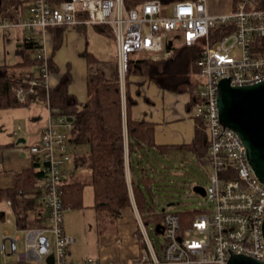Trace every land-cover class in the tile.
I'll return each mask as SVG.
<instances>
[{
    "label": "built area",
    "instance_id": "2783aa9c",
    "mask_svg": "<svg viewBox=\"0 0 264 264\" xmlns=\"http://www.w3.org/2000/svg\"><path fill=\"white\" fill-rule=\"evenodd\" d=\"M256 1L235 0L233 9L216 16L208 13L207 0L175 1L169 13L160 0H142L135 7H127L124 0H30L24 14L0 17V35L20 30L33 36L55 25L109 26L115 37L120 78L131 53H149L156 59L170 54L175 38L189 46L202 41L196 72L199 103L194 113L204 123L207 164L212 168L204 195L212 202L211 209L198 211L185 228L176 212L165 211L158 223V233L165 239L161 257L137 213L141 239L136 242L144 243L137 254L114 262L93 257L71 259L68 248L76 239L64 231L61 184L71 153L68 137L73 125L63 115L51 116L41 130L39 143L27 149L41 164L36 192L42 222L19 227L15 219V231L23 232L20 237L0 228V256L7 257L0 259V264H226L232 254L264 260V183L255 175L241 138L220 120L218 110L221 79L227 78L231 86L264 80V8L255 7ZM223 23L233 29L210 42L209 30ZM36 41L40 48L35 55L42 65L26 89L16 88L20 103L39 81L49 87V54L45 41ZM5 203L12 206L9 199ZM6 222L9 219L4 214L0 225ZM18 242L22 249H18Z\"/></svg>",
    "mask_w": 264,
    "mask_h": 264
},
{
    "label": "trees",
    "instance_id": "16d2710c",
    "mask_svg": "<svg viewBox=\"0 0 264 264\" xmlns=\"http://www.w3.org/2000/svg\"><path fill=\"white\" fill-rule=\"evenodd\" d=\"M58 3L60 0H51ZM0 13L9 18H15L16 12L11 13L8 0H0ZM3 4L5 12L3 13ZM255 7L264 8V0H257ZM8 12V13H7ZM65 25L48 26L53 29V50L61 42V34ZM111 34L112 30L107 27ZM228 24H219L209 30L210 42H215L232 30ZM19 31V42L16 44L17 61L13 65H0V108L14 107L21 104L27 105L33 96L48 102L53 115H63L71 118L73 127L69 132L68 140L71 144H85L88 154L80 158L83 165L89 169L88 180H75L61 184L62 200L64 207L81 208L83 205V188L85 185L92 187V207L98 213L100 226L107 229L116 225L123 216V210L131 206L130 191L125 173V149L127 147L129 157L142 149L154 148L159 153H168L172 148H184L191 151L195 161L207 164L205 127L202 118L195 115V134L191 143L184 145H159L154 140V125L143 120H134L130 117V106L135 103L127 86L131 76H140L154 81L160 88L178 93L187 92L190 99L187 107L192 109L199 103L195 86L192 82V73L199 69L198 60L203 49V42L198 41L194 45L179 44L171 46V53L167 57L156 59L127 57L124 84L125 117L123 115V98L121 79L116 58L108 64V71L97 68L89 70L86 76L87 99L78 101L77 97L70 93L68 86L71 81V73L66 70L59 78L58 83L46 89L43 81H39L33 92L25 96L23 103L18 101L16 88H27L28 80L34 72L39 71L42 60L37 54L40 42L32 35ZM88 64H96L99 61L88 53H84ZM47 67L49 72L54 68L53 62L48 57ZM137 90L136 92H138ZM47 94V95H46ZM42 175L38 168L37 160L33 159L30 168L23 170L14 186L0 188V202L11 199L16 214V223L19 227L39 225L42 222L40 204L26 195L34 192ZM152 176L143 173L136 182H132L131 190L138 213L144 225L158 224L165 213L154 211V204L149 202L151 193ZM22 195V198H21ZM25 196V197H24ZM26 199V200H25ZM36 208L37 211L33 213ZM182 228L187 227L198 213L197 210L176 211ZM134 236L141 239L138 226L134 230ZM140 247L144 246L141 241Z\"/></svg>",
    "mask_w": 264,
    "mask_h": 264
},
{
    "label": "crops",
    "instance_id": "0c3cea01",
    "mask_svg": "<svg viewBox=\"0 0 264 264\" xmlns=\"http://www.w3.org/2000/svg\"><path fill=\"white\" fill-rule=\"evenodd\" d=\"M29 1L30 0H8L10 6L7 7V9L11 13L16 12L17 16L19 14H24ZM141 1L142 0H124L127 7L138 6ZM160 1L164 11L169 13L171 4L179 0ZM234 5L235 0H207L208 13L216 16L230 11V9L234 8ZM4 6L3 4V13L5 12ZM0 17L6 16L0 13ZM107 27L111 29L107 25L77 24L74 26H64L60 37L61 42L55 50H53V29H49L48 27L44 32L40 31L33 34L34 38L43 39L45 41L46 52L49 54L48 57L53 62L55 68L50 71L48 88L55 86L60 76L66 70H69L71 73V81L68 86L69 92L74 94L80 102H84L87 99L86 76L88 71L92 69L94 71L97 68L108 71V64L106 62H110L115 58L117 62L115 37H113L112 33L110 34L107 31ZM99 34L101 36H106L105 38L111 40L114 46L109 48L110 50L106 57L103 51L97 53L98 51L96 52V48L91 45V38ZM19 37L18 30H13L6 35H0V65H13L16 63L18 56L16 55V44L19 42ZM99 49L102 48L100 47ZM84 53L92 55L99 63L88 64ZM100 53H103V55H100ZM145 54L155 59L152 54ZM120 79L123 98V115L125 117L124 93L126 86L124 84V77ZM191 79L197 91L198 78L196 73H192ZM129 81L130 83L127 89L131 97L135 100V103L131 105L129 109L130 117L137 121L143 120L153 123L154 140L156 144L180 146L192 142L195 134V113L193 108L190 109L187 107V103L190 99L189 93H178L160 88L154 81L145 77L131 76ZM137 90L139 91L136 92ZM182 95H185L186 98H183ZM51 111L47 100L43 101L36 96H33L27 105L21 104L14 107L0 108V188L5 189L14 186L18 179V175L23 170L30 168L33 159L37 160L38 168L40 169L41 164L38 156L29 154L27 149L31 145L39 143L40 133L46 125L47 119L54 116ZM69 150L71 153L65 164L64 180L66 182L88 180L90 171L80 160L81 157L88 154L87 145H74L70 143ZM185 151L194 156L189 150L175 147L170 149L168 153H159L154 148H144L129 157L126 147L125 178L130 191L131 206L123 210V216L117 220L115 226L112 225L111 229H103L98 234V213L94 207H92V187L90 185H85L83 188L84 207L81 208L88 207L94 210L96 216V245L91 249L87 248V254L89 255H72L71 249L76 244L75 241L68 248L69 257L75 260L86 259V257L103 258L114 262L137 254L140 246L136 242L137 238L133 233L137 226L136 214L138 210L133 198L131 184L132 182H136L143 173H148V163L145 158L147 153L150 154L155 152L162 155L169 154L179 157L183 155ZM26 197H28V199L33 198L36 203L40 204L36 188L34 192H31L29 195L27 194ZM6 200L7 199L1 202L5 203ZM5 207L13 214L15 220L16 214L14 212V206L12 205L9 207L5 203ZM2 209L3 208L0 209V223H2L4 214L6 216V210ZM37 209L38 208L33 210V213H35ZM64 231L67 234L69 233L65 229Z\"/></svg>",
    "mask_w": 264,
    "mask_h": 264
},
{
    "label": "rangeland",
    "instance_id": "374dc122",
    "mask_svg": "<svg viewBox=\"0 0 264 264\" xmlns=\"http://www.w3.org/2000/svg\"><path fill=\"white\" fill-rule=\"evenodd\" d=\"M105 37L100 34L92 37L91 45L96 48L97 53L103 51L106 57L109 53V48L114 46L112 41ZM179 44H181L180 40L175 38L174 45ZM100 47L102 49H99ZM103 53H100V55H103ZM132 54L135 57L149 58L144 52ZM182 97L186 98L185 95H182ZM145 158L148 163V174L152 176L151 193L148 195V199L149 202L154 204L155 212H160L162 209L174 212L187 210L208 211L211 209L212 202H209L204 195L192 189V186L195 184L201 185L204 188L206 187L209 181V175L212 173V168L209 164H202L195 161L194 156L187 151L183 152V155L179 157L153 152L150 154L147 153ZM1 208H3L2 210H6V218L9 219V222H6L4 225L1 224L0 228H5L10 234L19 235V237L23 236L22 231H15L14 216L5 207L4 202L0 203ZM100 222L98 218V234L103 230ZM63 225L64 229L69 232L68 235L74 236L76 239V244L71 249L72 255H89L87 254V248H93L97 240L94 210L88 207H66L63 211ZM144 227L152 241L155 252L161 257V246L165 242V239L162 233H158V224L154 225L149 223L148 225H144ZM17 247L18 249H22V243L18 242ZM0 259H7V257L0 256Z\"/></svg>",
    "mask_w": 264,
    "mask_h": 264
},
{
    "label": "water",
    "instance_id": "95a60500",
    "mask_svg": "<svg viewBox=\"0 0 264 264\" xmlns=\"http://www.w3.org/2000/svg\"><path fill=\"white\" fill-rule=\"evenodd\" d=\"M168 43L171 45V41ZM218 110L220 120L241 138L255 175L264 183V80L252 85L231 86L227 78L221 79ZM192 189L205 195L201 185L195 184ZM262 232L264 238V229ZM226 264H264V260L232 254Z\"/></svg>",
    "mask_w": 264,
    "mask_h": 264
}]
</instances>
